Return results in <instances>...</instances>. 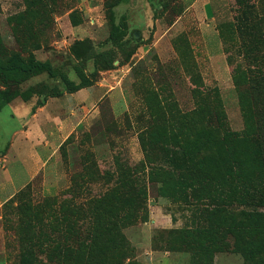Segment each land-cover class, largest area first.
I'll use <instances>...</instances> for the list:
<instances>
[{
  "label": "rangeland",
  "instance_id": "374dc122",
  "mask_svg": "<svg viewBox=\"0 0 264 264\" xmlns=\"http://www.w3.org/2000/svg\"><path fill=\"white\" fill-rule=\"evenodd\" d=\"M244 8L263 19L255 36ZM263 30L264 0H0V59L34 54L53 72L0 81L13 95L0 111V169L12 145L28 171L37 164L0 202V264H245L223 247L213 205L176 184L199 163L200 129L218 159L229 132L246 157L260 155L245 137L264 115L251 86L264 74ZM82 40L110 51L114 67L76 57ZM78 66L95 72L93 84L49 97L44 114L33 111L42 96L18 94L60 84L62 72L79 82ZM66 120L74 127L63 134Z\"/></svg>",
  "mask_w": 264,
  "mask_h": 264
},
{
  "label": "trees",
  "instance_id": "16d2710c",
  "mask_svg": "<svg viewBox=\"0 0 264 264\" xmlns=\"http://www.w3.org/2000/svg\"><path fill=\"white\" fill-rule=\"evenodd\" d=\"M240 6H244L247 0H237ZM252 11V10H251ZM250 10L244 8L242 20L246 33L257 34L256 29L263 23V19L253 20L249 15ZM251 14V13H250ZM249 22H251L249 24ZM120 27L114 25L110 40L117 41ZM264 37V30L260 33ZM88 40L76 42L72 46L74 55L78 58H94L96 68L99 65L104 68L114 67L115 57L110 51L96 52L91 50ZM92 51V52H91ZM255 49L250 48V57L256 58ZM45 62L39 61L34 54L28 60L19 57L8 60L0 59V81L5 85L12 83L18 77L20 81H27L37 68H51ZM80 81L75 82L65 72L59 74L60 84H40L39 89L32 92L21 91L18 93L24 100H30L34 95L42 96L33 106V111L43 106L49 97H60L66 92L73 93L93 84L95 72L87 74L78 66L76 68ZM54 76V74H52ZM262 99L259 104L264 105V74L259 76L251 85ZM13 98L8 90H0V111ZM255 132H249L245 137L249 142L255 140L256 148L260 155L249 158L236 146L241 141L235 132H229L230 144L225 147V154L221 158L211 151L213 141L209 135V129H200L193 135L191 148L199 159V163L189 165L180 173L182 181L176 184V190L188 197V190L197 200H208L213 205L209 213L212 223L223 228L225 242L223 247L228 251L241 253L245 264H264V115L254 120ZM255 137V139H254ZM245 140V139H243ZM240 152V153H239ZM23 191V190H22ZM178 191V190H177ZM221 247L216 244V249ZM215 249V250H216Z\"/></svg>",
  "mask_w": 264,
  "mask_h": 264
},
{
  "label": "crops",
  "instance_id": "0c3cea01",
  "mask_svg": "<svg viewBox=\"0 0 264 264\" xmlns=\"http://www.w3.org/2000/svg\"><path fill=\"white\" fill-rule=\"evenodd\" d=\"M47 106L48 104L40 107L38 112L35 113V115L38 116L41 113L44 114ZM68 121L70 122H67L66 120L63 123V127H64L63 128L64 131L62 132L63 134L65 132L68 133V131L72 127H74V125L72 126L71 120H68ZM12 146L4 158L5 161L8 163V166L5 168V170L0 169V202L1 204L5 202L6 200H8L10 197H12V195L14 194V190L15 191L19 190L34 177L33 173L34 171H36L35 166H37L36 164L34 167H31L30 171H28L23 158L20 156V153L15 152V148L12 149ZM37 156H38V159L41 160L42 164L48 161L46 157H43L40 154ZM1 159L2 158L0 157V160ZM2 171H4V173Z\"/></svg>",
  "mask_w": 264,
  "mask_h": 264
}]
</instances>
